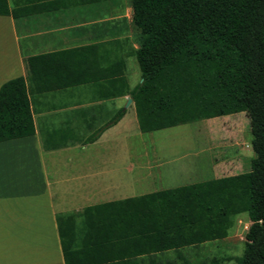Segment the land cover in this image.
Wrapping results in <instances>:
<instances>
[{"label": "crops", "instance_id": "obj_1", "mask_svg": "<svg viewBox=\"0 0 264 264\" xmlns=\"http://www.w3.org/2000/svg\"><path fill=\"white\" fill-rule=\"evenodd\" d=\"M137 47L130 0H26L15 17L0 14V85L16 76L26 78V57L61 51H70L66 64L72 76L102 75L63 88L29 90L34 133L0 141V264H66L57 215L68 216L62 220L68 264L132 257L145 263L146 254L124 255L132 250L130 244L101 240L106 225L94 211L83 218L84 209L171 188L204 171L203 164L159 153L155 141L140 137L147 132L138 128L128 92L107 94L113 89L107 78L113 69L123 72L127 90L141 80L140 71L128 63ZM119 109H124L121 117L102 129ZM132 134L137 139L131 140ZM201 144L202 152L209 153L207 179L222 176L225 162L214 163L209 143ZM241 154L249 156V147L237 152L233 167ZM240 220L245 234L250 224L246 213L237 214L230 229ZM172 256L171 251L158 253L157 260Z\"/></svg>", "mask_w": 264, "mask_h": 264}, {"label": "trees", "instance_id": "obj_2", "mask_svg": "<svg viewBox=\"0 0 264 264\" xmlns=\"http://www.w3.org/2000/svg\"><path fill=\"white\" fill-rule=\"evenodd\" d=\"M11 1L12 7L0 0V14L15 17L26 0ZM130 5L141 80L127 90L123 72L112 68L107 78L113 89L107 94H130L141 132L243 112L255 155L246 171L86 207L83 218L94 211L106 225L101 240L130 244L126 256L146 254L145 263L132 257L99 264H264V0H130ZM69 53L28 56L26 78L1 83L0 141L34 133L29 90L63 88L102 76L92 71L72 76L66 64ZM123 112L116 111L102 129ZM240 213L250 220L240 255L188 252L222 240ZM67 217L57 215L66 264L62 220ZM167 251L173 256L158 261V253Z\"/></svg>", "mask_w": 264, "mask_h": 264}, {"label": "rangeland", "instance_id": "obj_3", "mask_svg": "<svg viewBox=\"0 0 264 264\" xmlns=\"http://www.w3.org/2000/svg\"><path fill=\"white\" fill-rule=\"evenodd\" d=\"M128 63L129 67L135 65L137 71H139L134 57H131ZM140 137L155 141V146H157L155 150L159 153L179 157L182 161L192 159L198 164H203L204 171L200 175L180 177L181 179L174 183L175 186L201 181V179L206 180L210 177V171L206 168L209 165L207 160L209 153L207 151L202 152V149H200L202 141L209 143L214 163L225 162L222 168V175L234 174L240 168H243L241 171H246L249 167L250 158L254 156L250 146L251 134L248 118L243 112H237L225 117L183 123L162 130L147 132ZM130 139H137V136L132 134ZM247 147L250 149V155L241 154V160L239 159V163L235 162V167H233V160L238 159L234 156L237 155L240 149L243 150ZM244 229L245 224L240 220L237 222V228L235 227L228 231L231 240L225 241L222 239L206 243L195 249L194 253L201 257L213 254L218 256L240 255L243 250ZM192 251L188 249V252ZM221 264H236V262L234 260H223Z\"/></svg>", "mask_w": 264, "mask_h": 264}, {"label": "water", "instance_id": "obj_4", "mask_svg": "<svg viewBox=\"0 0 264 264\" xmlns=\"http://www.w3.org/2000/svg\"><path fill=\"white\" fill-rule=\"evenodd\" d=\"M130 101H131V99H130V98H128V99H127V103H129ZM254 155H255V153H254Z\"/></svg>", "mask_w": 264, "mask_h": 264}]
</instances>
